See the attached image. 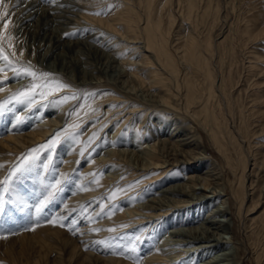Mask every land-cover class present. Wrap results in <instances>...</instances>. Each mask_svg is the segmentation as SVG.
Instances as JSON below:
<instances>
[{"label":"bare ground","instance_id":"bare-ground-1","mask_svg":"<svg viewBox=\"0 0 264 264\" xmlns=\"http://www.w3.org/2000/svg\"><path fill=\"white\" fill-rule=\"evenodd\" d=\"M254 1L256 0H251V3ZM168 2L170 0H166L163 4L157 0H141L137 3L140 4L137 8L130 0H125L126 7L117 18L96 19L94 17L91 18V21L76 12L75 3L64 6V9L62 7L59 9L60 6H58L59 8H45L32 0L20 3L21 7L17 9L16 15L13 17L14 29L20 38L32 39L38 44L36 49H39L41 66L67 77L70 67L65 65L66 62H63L66 53H73L76 48L80 49L85 46L90 49L93 47L96 54L101 55L100 59H105L103 62L104 74L114 64L119 67L118 73L114 71L117 74L113 75L114 88L103 93V100L100 101L99 106L97 105L95 110H92L93 102L96 103V99L94 100V97L91 96L88 103L83 98V102L65 122L67 129L76 127L77 124L73 123H76V120L79 123L89 122L90 128H96L99 125V120L104 118L106 124L103 128L108 127L110 131L111 127L109 126H113V132L110 135L111 141L117 142L116 135L123 133L121 137L125 136L123 138L125 142L121 149L113 143L114 148L99 153L101 155L99 159H102L103 163L114 161L112 163L122 164L123 162L126 164L123 165L124 168L108 175L107 181L114 184L118 181V183L125 182L123 186H127L126 190L129 192L131 188L137 187V190L145 188L144 191L149 192L154 189V186L164 181H168L169 185L157 188L147 201L140 204L130 194H126L128 191H125V196L120 199V209H117L113 204L105 214L101 215L98 213L104 207V202L110 203V197H105L103 202L98 201L95 208L89 213L92 220L85 221L87 226L94 224L97 229L81 234L80 237L66 236V233L63 235L58 231H53L54 242L50 239L51 236L46 235L45 230L35 234L33 232L31 235L29 233V235H23L21 243L24 242V245L20 249L12 250L9 246L6 247L15 262L22 264H197L195 263L196 258H201L198 264H239V249L236 248L233 251L230 247L237 239V234L231 225L232 211L235 210L234 214L242 221L243 213L253 212L260 203H263V198L257 199L249 190H253L257 182L256 179H252V176L254 177L260 170L264 172V155L261 150L252 152L253 147L247 123L239 125L237 123L235 126L231 125L229 121V112H226L225 104L228 94L225 81L227 76H221L220 82L217 83L218 76H216L210 59L207 58L208 52H210V58L213 60L214 54L218 50L216 48L222 47L223 44L216 45L211 38L212 35L200 37L196 34H189L184 37H176L177 40H182L178 42L180 44L173 52L168 43L169 37L162 30L164 21L160 12L161 7ZM194 4V0H187L188 13H192ZM247 9L248 14L250 13L249 17L246 18L244 24H238L235 29L237 33L235 34L236 48L242 40L245 46L251 42L255 43L264 32V10L256 3H252V6ZM155 10L158 15L154 14ZM245 14L247 13L245 12ZM136 18L145 21L144 25L141 26L139 21L136 24ZM66 24H73L72 26L75 25L80 31L103 29V35H111V39H107L110 45L105 48L127 49L131 55L140 54L139 51L142 49L149 52L150 56L139 55L137 63L140 62L141 65L135 63L136 68L130 67V64L132 65L136 61L127 56L129 52L123 58H119L117 52L107 51L99 45L93 46L90 39L96 33L90 34L85 39H65L62 34L67 31L62 33L61 25ZM139 26L140 28L136 30ZM117 28L125 34L114 38L112 30L120 33ZM131 30L136 31L134 34L138 37H129ZM170 30L168 28V31ZM230 33L231 31L228 35ZM233 40L229 43L228 52L235 48V39ZM111 43L114 46L109 47ZM245 49L244 51H246ZM221 55L219 62L221 67H224V64H221L224 57L223 54ZM259 59L260 56L255 60L253 58V61L250 62L255 75L264 71V68L259 69L261 67ZM75 67L77 70H73L77 72L76 85L103 87L102 78L93 73L96 71L94 68L88 70L83 66L82 61H77ZM220 83L221 85H219ZM20 84L21 82H18L0 88L2 89L0 97L9 89H15ZM65 92L67 93L62 96L55 95L56 100L54 99L52 102L46 119H37L34 116L32 118L34 121H31L26 127L17 126L18 129L16 126L14 127V124L12 126L9 125V122L5 123L8 134L0 139L3 142L2 146L14 150L25 149L28 146L32 148V145L47 139L65 121L67 106L61 102L65 98L70 99L71 96L68 93L71 91L66 90ZM53 93L59 94L58 91ZM256 96L264 98V95L257 94ZM25 105L17 109L16 113L18 111L26 112ZM181 110L185 111V114H181ZM260 113L264 115V112ZM154 118L157 119L153 123ZM136 119L140 121L136 122L137 127L135 126L134 134L130 136L127 130L132 128L130 123H134ZM147 119L156 131H158L157 124L159 127L163 122L167 126L171 125L172 129L167 130V134L171 137V139H167L168 143L165 139L160 142H157L156 139V141L150 138L148 141L142 139L141 134L147 131L144 128L141 133L139 128L146 125L144 122ZM12 121L14 122V118ZM127 122L128 124H126ZM125 124L127 130L121 131ZM198 125L207 130L212 142L211 146L219 157L217 161L211 160L207 156L208 152L203 148L200 136L196 132ZM165 127L163 130L166 132L168 128ZM151 133L153 130H150L146 137L152 136ZM245 141H248L247 145H244ZM73 146L70 139L64 143L67 156L65 161L71 162L66 164L68 170L74 164L73 155L76 150L72 148ZM250 152L253 154L250 155ZM250 157H252L253 169L248 172ZM87 159L86 168L82 171L84 174L80 173L81 175L77 178L74 187L76 190L73 191L71 198L75 199L77 203L83 202L84 207H91L98 197L94 198V196V199H91V204L86 205L87 197L104 189L106 179L105 181L103 179L100 185L93 184L95 180L86 182V176L91 173L90 166L94 165L92 158ZM208 160L210 162L205 173H199L200 163ZM26 163L28 164V162ZM177 169L183 170L181 176L173 174ZM261 183L264 184V175L261 176ZM210 204L214 205L211 209L208 208L209 210L206 212L208 217L199 220L204 208ZM63 205L65 206V204ZM230 215L231 217H229ZM167 225H171L170 228L166 229L165 233L161 232ZM262 227H264V217ZM111 228L123 230V236L117 238L119 244L126 240L128 246L131 247L133 244V249L140 251V260L135 261L137 263L130 262L127 257L123 256L122 259H119L120 255L117 257L115 251L102 252L100 251L101 246H95L91 239L96 236L94 233L97 234L100 231L105 233ZM160 232L163 234L156 239L157 233ZM230 232L232 235L226 236ZM146 236L148 237L146 238ZM226 245L230 250L218 249ZM82 247L86 250H81ZM36 248L38 249L36 250ZM125 249L127 250V248ZM33 250L37 252L36 255L32 253ZM209 252L211 255L208 257L205 254H209ZM128 254L132 255V252ZM204 255L207 257H203ZM260 255L257 252L256 264H264Z\"/></svg>","mask_w":264,"mask_h":264},{"label":"rangeland","instance_id":"rangeland-1","mask_svg":"<svg viewBox=\"0 0 264 264\" xmlns=\"http://www.w3.org/2000/svg\"><path fill=\"white\" fill-rule=\"evenodd\" d=\"M24 1L26 0H4V2L0 4V12L7 11L9 13L8 16L0 17V36H11L13 38L10 41L6 38L0 40V47H2L4 55L12 59L17 67L20 65L27 66L30 62L32 68L37 73H51L52 77L50 79L62 82L63 84L68 85V87L59 90V94L53 93L51 95H47L46 98H41L39 92H47L49 90L37 89L32 101L29 102L23 97H18L17 93L19 92V89L23 90L24 88L30 86L33 81L29 77H15L13 72L6 66L3 59L0 58V68L4 69V72L0 73V88H5L9 84L21 82V84L15 89H9L0 97V139L8 134V132L6 133L5 123L8 124L9 122V125L11 124L12 126L14 124V127L16 126L18 129V127H26L31 121H34L32 119L34 116H36L37 119H46L48 116L47 112L52 107V102L55 99V95L62 96L67 93L65 92L67 90L71 91L68 93L69 96L74 98L72 99L70 97V99L67 98L61 102V104L64 102L67 106V114H65V121L63 122V125L60 126L55 132L51 133L47 139L34 144V146L32 145V148L31 146H28L25 147V149H6V147L2 146L3 142L0 140V182H3L0 183V210H2L0 211V237H7L0 238V264H22L17 263L12 259L11 255L7 252L6 247L9 246L12 250L20 249L22 245H24V242L21 243V236L23 235H31L33 232V234H35L45 230L44 232L47 233L46 235L51 236L50 239L54 242L55 239L52 234L53 231H58L63 235L66 233V236L80 237L81 234H86L95 230L96 226L94 224H88L87 226L85 221L90 222L92 220V216H89V213L95 208V205L98 201L101 200L103 202L105 201V197H110V203L104 202V207L99 211L98 214L101 215L102 213L105 214L109 207L113 206V204L116 205L117 209H120V199L125 196V191H128L126 194H130V196L133 197L138 204H140L147 201V199L152 196V193L157 188L161 186V188H163L166 185H169L168 181H164L161 184L154 186V189L150 190L149 192L144 191L145 188L142 190H137L138 187L131 188L129 192V190H126L127 186H123L125 182L118 183V181L114 184L110 183V181H107L109 177L108 175H111L112 173L124 168L123 165L126 164L123 162L122 164L112 163L114 161L103 163L102 159H99L101 156L99 153L107 151L109 148H114L113 143L115 146L121 149L124 146L123 143L125 142L123 139L125 136L123 138L121 137V134L123 133H118L116 135L117 142L111 141L112 137L110 135L111 132H113V126H109L111 127L110 131L108 130V127L103 128L104 124H106V120L104 118L99 120V125L96 128H90L88 126L89 122L79 123L76 120V123L73 122L74 125L77 124L76 127L67 129L65 127V122H67L71 114L77 110L78 106L83 102V98L86 102H90L91 96L94 97V100L96 99V103L93 102L94 106L92 107V110H95L97 105L99 106L101 103L100 101L103 100V93L109 92L114 88V84H112V82L115 80L114 73H118L119 67L114 64L116 67L114 65L110 66L109 69L106 70L107 75L106 73L104 74L105 70H103V62L105 59H100L101 55L99 53L96 54L97 52L94 51L93 47L91 49L88 47L90 49L89 50L85 46H82V49L76 48L73 53H66L63 62H66L65 65H69L70 67L68 70V79L66 76L59 74V72L57 73L56 71H52L47 67L41 66V57L38 55L39 49H36L38 44L33 42L32 39L20 38V35L14 29L15 21L13 17H15L17 9L21 7L20 3ZM32 1H36V3H39L45 8L60 6V8L58 7L59 9H61V7L64 9V6L66 7L67 5L69 6L75 3L77 6L75 9L76 12L84 15L88 21H91V18L94 17H96V19L117 18L126 7L124 5L125 0ZM130 1L132 4L136 5L137 8H139L140 4L138 5L137 3L141 0ZM157 1L160 3L162 2L163 4L166 0ZM194 3L195 6L192 13H188L187 11V0H170V2L161 7L160 12L164 21L162 30L169 37V46L171 50L175 52V49L180 44L178 42L182 40H177L176 37H184V35L189 34H196L200 37L212 35L211 38L216 45L223 44L222 47L216 48L218 50L214 54L213 60L210 58V52H208L207 58L210 59L211 64L216 71V76H218L217 83L220 82L221 76H227L225 81L227 83L226 88L228 90V94L226 95L227 102L225 104L226 112H229V121L231 125L233 124L235 126H237V123L238 125L247 123L249 126L251 145L253 147L252 152L254 151L253 153H255L256 151L261 150V153L264 155V115L260 113L264 112V98H257L256 96L257 94L264 95V71L258 75H255L253 74V68L250 64V62L253 61V58L255 60L256 57L260 56L258 62L261 67L259 69L264 68V32L259 37V40H257L255 43L251 42L246 46L245 43L242 42L243 40H239L241 43L237 40L243 45V47L248 49L241 47L242 45L239 43L238 47L236 48L237 42L235 37V34H237L235 29L238 27V24H244L246 18L249 17L250 13L248 14L247 8L251 7L252 3H256L261 9L264 10V0H256L252 3L251 0H194ZM245 12L247 14H245ZM95 13L100 14L96 15ZM154 14L158 15V12L155 10ZM138 21L140 22L141 26L144 25L145 21L141 20L140 18H136V24ZM6 22L8 23L7 28L4 27ZM72 25L73 24H66L64 26L61 25L63 30L62 33L67 31V33L62 34L67 40L77 38L85 39L90 34L96 33V35L90 39V43L92 42L91 44L93 46L99 45V47L104 48L107 51H114V53L117 52L119 58H123L129 52V50L122 48H105V46L110 45L109 40L111 39V35H103V29H88L85 31H80L78 27L75 25L74 27ZM139 28L140 26L136 30ZM168 28L171 30L168 31ZM229 31H231V33L228 35ZM134 32L131 30L128 36L138 37V35L134 34ZM112 33L114 34V38L125 34L121 30L120 33L112 30ZM103 37L106 38L103 39ZM233 39H235V48L234 50H231V52H228L229 43ZM10 44L12 47L9 46ZM112 46H114L113 43H111V46L109 47ZM244 49L246 51H244ZM139 52L141 53H137L135 55H131V52L127 54V56H130L136 61L134 64H130V67H137L134 65L137 63L139 55L146 54V56H150L149 52L143 51L142 49ZM246 52L249 53L246 55ZM13 53H15V55H13ZM221 54H223L224 57L221 63L224 64V67H221L219 62L221 58L220 56H222ZM76 60L82 61L83 66L87 67L88 70L94 68L96 71L93 73L95 76L102 78L101 80H103V82L101 84L103 87L88 85L86 87H82L76 85L75 80L77 72L73 70H77L75 67L77 62ZM137 64L141 65L140 62ZM37 82L42 83L43 81L38 80ZM259 82L261 84H258ZM219 85H221V83ZM23 105H25L24 107L26 112L18 111L16 113V110ZM198 108L199 105L197 106V109ZM184 112L181 110L180 113L185 114ZM13 118L14 122L12 121ZM138 119L141 120L142 118ZM138 119H136L134 123H130L132 128L129 130L126 129V124H128L127 122L125 126L122 127L121 131H124L125 129L127 130L128 135H133V129L137 127L136 122L139 123L140 121ZM156 119H153V123L156 122ZM144 123L146 125L139 128L141 133L143 132L144 128L146 129L145 131H147L141 134L143 140L148 141L150 138L153 140L156 139L157 142H160L162 139H165L167 143L169 142L167 139L169 140L171 137L169 134H167V130L169 131V128L172 129V127H170L171 125L167 126L165 122H163L159 127V124H157L156 128H158V131H156L154 126L148 123V119ZM187 124L189 123L187 122ZM164 127L168 128L166 129V132L163 130ZM196 127L197 130H195L200 136L202 146L208 152L207 156L211 160L217 161L219 157L211 146L212 142L207 130L199 125ZM150 130H153V133H151L152 136L146 137L147 134L149 135ZM67 139L72 140L74 145L72 148H75L74 150H76V153L73 155V167L69 168V170L66 167L68 162L65 161L67 156L66 150L64 148V143ZM247 142L248 141H245L244 145H247ZM252 152H250V155L253 154ZM87 158H92L94 165L90 166L91 173L89 176H86V182L95 180L93 184L100 185L103 179L105 181L107 177L105 182L106 185L103 187L104 189L98 191V193L96 192L92 195H89V198L87 197L88 202L84 201L85 204L88 205L91 204V199L98 197V199L94 202V205L91 207H84V204H82L83 202L77 203L75 199L71 198L73 196V191L76 190L74 187L76 186L77 178L81 174H84L82 171L84 168H86L85 165H87ZM251 158L252 157H250V163L248 164V172L249 170L253 169V166L251 165L253 161H251ZM9 162L10 164H8ZM26 162H28V164ZM209 162V160L201 162L200 166H198V172L205 173ZM5 163L6 165L4 166ZM182 173L183 170L180 171L178 169L173 172L174 175L180 176ZM262 175H264V172L260 170L258 174H255L254 177L252 176V179H256L257 182L254 189L249 191L250 193H253L257 199L263 198V203H260L257 209L253 212L243 213L244 218L242 221L234 214L235 210L232 211L233 221L231 222V225L233 226V231L237 234V239L234 244H231L230 247L233 251H235L236 248L239 249V264H256L255 257L257 252L261 254L260 257L264 260V227H262V220L264 217V184L261 183ZM63 204H65V206ZM214 204H210L211 206L209 205L205 207L198 219L201 220L203 217L207 218L208 213L206 212L207 210L211 209ZM37 209H39V211H37ZM229 217H231V215ZM53 220L57 221L55 225L51 223ZM61 224H63V227L60 226ZM169 226L171 225H167L166 228H164L165 230L161 232L165 233L166 229L170 228ZM122 232L123 230L111 228L110 230L105 231V233L104 231L98 232V235L94 233L96 236L91 239L93 240L95 246H101L100 251L107 252L112 250L113 252L115 251L114 253L117 255V257L120 255L118 257L119 259L127 257L130 262L134 261V263H137L135 261L140 260V251L133 249V244H131V247L128 246L126 240H123V242L120 244L118 243L117 238L123 236ZM161 232L159 234L157 233L156 239H158L163 234H161ZM230 235H232V232L226 234V236ZM147 237L148 236H146V238ZM154 243H152V245H154ZM125 248H127V250ZM37 249L38 248H36V250ZM218 249H229V246H222ZM81 250L84 251L86 249L82 247ZM131 252L132 255H127V253ZM32 253L34 255L37 254L35 250H33ZM205 255L209 257L211 252ZM205 255L203 257H207ZM200 259L201 258H196L195 263L198 264Z\"/></svg>","mask_w":264,"mask_h":264},{"label":"snow or ice","instance_id":"snow-or-ice-1","mask_svg":"<svg viewBox=\"0 0 264 264\" xmlns=\"http://www.w3.org/2000/svg\"><path fill=\"white\" fill-rule=\"evenodd\" d=\"M4 0H0V4H2ZM96 15H99L100 13H95ZM9 13L7 11L0 12V17L8 16ZM4 27H8V23L6 22L4 24ZM67 35V34H66ZM8 39L9 41L13 39L11 36L3 37L0 36V40L2 39ZM12 47V45H9ZM15 55V53H13ZM0 58L3 59L6 66L13 72L15 77L21 78V77H29L33 81L30 86L27 88H24L23 90L19 91L17 93L18 97H23L24 99L28 100L29 102L32 101L34 95L36 94L37 89H48L49 91H40L39 95L41 98H46L47 95H51L54 91H59L64 88H67L68 85L63 84L62 82L55 81L54 79H50L52 77L51 73H37L31 66L30 62L27 66L20 65L19 67L16 66L15 62L10 59L8 56L4 55L2 47H0ZM4 69L0 68V73H3ZM38 80H42L43 82H37ZM2 90V89H0ZM67 99V98H65ZM3 183V182H0ZM2 211V210H0ZM39 211V209H37ZM54 225L57 223V221L53 220L51 221ZM63 227V224L60 225ZM0 238H7V237H0Z\"/></svg>","mask_w":264,"mask_h":264}]
</instances>
